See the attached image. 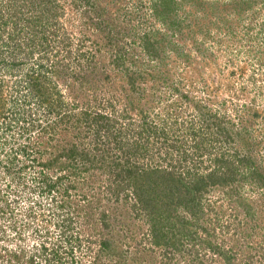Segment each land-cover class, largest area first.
<instances>
[{
  "label": "rangeland",
  "instance_id": "obj_1",
  "mask_svg": "<svg viewBox=\"0 0 264 264\" xmlns=\"http://www.w3.org/2000/svg\"><path fill=\"white\" fill-rule=\"evenodd\" d=\"M12 34L73 87L0 124V264H264V0H0Z\"/></svg>",
  "mask_w": 264,
  "mask_h": 264
},
{
  "label": "trees",
  "instance_id": "obj_2",
  "mask_svg": "<svg viewBox=\"0 0 264 264\" xmlns=\"http://www.w3.org/2000/svg\"><path fill=\"white\" fill-rule=\"evenodd\" d=\"M40 16H41L40 18L42 19H45L46 17V15L43 13H40ZM34 22L36 24V19H34ZM35 28L36 26H33V31H35ZM23 31L24 29L21 30V33ZM31 38L32 37H29V39ZM148 38L149 36L147 35L145 39L147 40ZM42 39L45 40L44 38ZM19 40H20L19 37L15 38L14 35L12 36L11 39H8V41H15L16 43ZM36 42H39V40ZM20 43H17V45H14L13 49L7 48L8 50L5 49L6 51L4 52L0 51V75H1L0 76V124L2 120H4L5 118L8 121L10 119V122L13 121L15 122V125L19 126L21 121L23 119L25 120V118L28 115L27 111L24 110L25 108L28 107V106H25V104L27 103L25 98H23V101L21 100L19 101L15 99L13 101V104L11 105L6 99L5 92H9V91L7 90V85L5 84V81L2 78V76L8 75L9 73H13L14 71L19 72V71L29 70V74H26V76L28 75V79H29V82L26 86L30 88V92H28V97L30 99L29 102L34 104L36 107H38L37 110L38 109L40 110V108H43V109L45 108L46 114L51 116L55 110L56 101H58L55 99L53 95L54 85H53V82L51 81L52 80L51 75H54L55 77L57 76L59 77L61 71L54 70V68L55 69L60 68L62 65L52 62V66L54 68L46 67L45 60L49 61V55L44 54L42 56L38 55L37 57H35L34 50L26 51L27 49H24L23 51H21V49L19 48ZM23 82L24 81H22V79H19V84L16 88L17 91H21V88H22L21 84H23ZM24 88H27V87H24ZM105 120L106 119L104 118V116L97 115L95 117H92L91 113H86L83 119L85 123H88V122L99 123L98 125L99 129H102L103 126H105V123H104ZM12 128L13 127H10L8 125L7 131L10 132V129ZM68 152L74 153V151H71V150ZM82 156L84 158H87V154L85 153H82ZM56 163L57 161L54 158V164ZM59 164H61V161ZM159 181L164 182L162 176L159 178ZM56 187H57V184H54L53 188L56 189ZM50 188H51V185H50ZM50 190H53V189H50Z\"/></svg>",
  "mask_w": 264,
  "mask_h": 264
},
{
  "label": "clouds",
  "instance_id": "obj_3",
  "mask_svg": "<svg viewBox=\"0 0 264 264\" xmlns=\"http://www.w3.org/2000/svg\"><path fill=\"white\" fill-rule=\"evenodd\" d=\"M45 66L46 67H51V68H54L53 66H52V64L51 65H48V63H45ZM54 70H55V68H54ZM24 72H25V70H24ZM26 74H29V70L28 71H26L25 72ZM24 73H23V71H19V72H13V73H9L8 75H4V76H2V78L5 80V84L7 85V90L9 91V92H11V93H9V92H7V95H9L10 96V98H11V100H15V99H17V100H21V101H23V98H25V100H26V104H25V106H27V104H29L30 102L26 99V97L24 96V94H23V89H25L24 87H27V89L29 90V92H30V88L28 87V86H26L27 84H28V82H29V79H28V75L26 76H24L23 75ZM12 75H16V80L12 83V86L11 87H9V81L7 80V78H9V77H11ZM51 75V74H50ZM51 77H52V82H53V85H54V90H56V94L57 95H59L60 96V101L58 100V102L56 101V104H55V107H57V109H55V110H58V108L60 107V104H61V102L62 101H64L65 100V93H64V90H70V89H72V87H73V83H70V82H68V81H64V83H62L63 84V86H62V84H59L60 82H58V78H56L54 75H51ZM19 79H22V81H24L23 82V84H25V86L23 85V84H21L22 85V88H21V91H17L16 90V88H17V86H18V84H19ZM60 80V79H59ZM15 89V90H14ZM54 95V94H53ZM16 97V98H15ZM11 104H13V102L11 103ZM25 110V109H24ZM44 110V113H46V111H45V108L43 109ZM55 110H54V112H55ZM58 112V111H57ZM91 115H92V113H91ZM104 116V118L106 119L105 121H109V122H111L112 120L111 119H109L110 117H108V115L106 114V113H102V110H101V113H96L95 115H93L92 117H95V116ZM31 122H33L34 123V120L32 119L31 120ZM26 123H27V117L25 118V120L23 119L22 121H21V123H20V125H19V127L17 128V129H21L22 128V126H23V124L24 125H26ZM92 124V123H91ZM96 125H97V127H98V125H99V123H95ZM31 126V125H30ZM34 127H35V125H32L31 127H28L29 129H34ZM106 126H103V128L102 129H99V127H98V129L99 130H103L104 128H105ZM13 129V128H12ZM12 129H10V132H11V130ZM7 132H9V131H7ZM6 132V133H7ZM0 140H1V138H0ZM18 148H20V147H18ZM18 148H17V150H18ZM19 152H22V150H19ZM46 165V164H45ZM137 181L139 180V179H136ZM135 183V182H134ZM54 184H56V182L55 181H53V184L51 183V187L54 185ZM46 186H49V189H51L50 188V184H47ZM54 194V193H53ZM72 221H74V217H70L69 218V220H68V226H69V228H70V222H72ZM0 227H2V228H4V225L2 224V223H0ZM77 243L78 242H75V243H71L70 242V244L68 245V247H67V250L69 251V254H70V256H71V258L73 257V255H74V253H71V251H72V249L70 248V245H73V246H77ZM35 248H36V250L39 252V254L41 253V251L42 252H46L47 250H48V248H49V250H50V247L48 246V244L46 245V243L45 242H43V241H41L40 243H36V246H35ZM58 249L60 250V248L58 247ZM41 250V251H40ZM54 250V249H53ZM10 250H8V252H9ZM10 253H12V252H10ZM14 258H18V253H14V256H13Z\"/></svg>",
  "mask_w": 264,
  "mask_h": 264
}]
</instances>
